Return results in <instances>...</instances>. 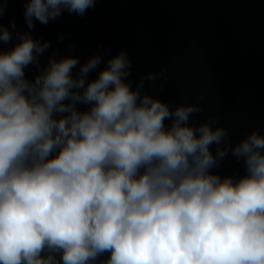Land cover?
<instances>
[{
  "label": "clouds",
  "instance_id": "9594fccd",
  "mask_svg": "<svg viewBox=\"0 0 264 264\" xmlns=\"http://www.w3.org/2000/svg\"><path fill=\"white\" fill-rule=\"evenodd\" d=\"M95 2L27 0L25 20L83 16ZM12 35L0 25V41ZM49 47L23 33L0 52V264H93L105 252L102 264H264V136L232 149L246 175L221 178L210 169L228 149L210 145L227 132L190 126L199 105L170 110L132 90L126 52L87 85L99 55L75 77L77 58H51L27 81Z\"/></svg>",
  "mask_w": 264,
  "mask_h": 264
},
{
  "label": "water",
  "instance_id": "95a60500",
  "mask_svg": "<svg viewBox=\"0 0 264 264\" xmlns=\"http://www.w3.org/2000/svg\"><path fill=\"white\" fill-rule=\"evenodd\" d=\"M27 0H0V6L3 7V15L0 16V25L8 28L13 33L12 39L7 43L0 41V52L10 51L19 42V35L23 33H29L34 40L41 43L48 41L50 47L39 56V63H31L24 69L25 79L29 82L34 81L35 77L40 74L48 65L51 58L60 60L66 57L77 58L79 63L76 68L73 69V76L75 77L79 71V68L84 65L88 60L72 40L58 17L55 20H50L48 24H41L39 21L33 19L34 27L29 29L25 20V4ZM15 27H12V24ZM96 70H92L86 77V85L88 82L98 78ZM75 91V89H74ZM64 103H70L66 100ZM76 108L80 112L88 111L91 108L90 104L76 103ZM61 115L66 114H54V118L59 119ZM55 155V153H53ZM143 171V169H141ZM47 253H42L46 255ZM57 261H60V253H55ZM110 253L105 252L99 256L93 264H102L107 260ZM62 264V262H61Z\"/></svg>",
  "mask_w": 264,
  "mask_h": 264
}]
</instances>
